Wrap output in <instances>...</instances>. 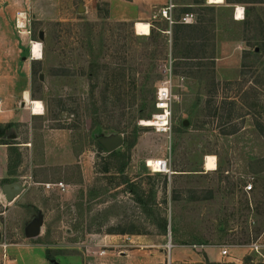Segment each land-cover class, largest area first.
Returning a JSON list of instances; mask_svg holds the SVG:
<instances>
[{
    "label": "rangeland",
    "instance_id": "1",
    "mask_svg": "<svg viewBox=\"0 0 264 264\" xmlns=\"http://www.w3.org/2000/svg\"><path fill=\"white\" fill-rule=\"evenodd\" d=\"M146 1L0 0V119L13 111L6 141L28 143L12 148L13 178L0 180L2 249L25 239L44 247L46 264H264V85L242 74L255 61L248 53L264 45V0ZM167 8L178 24L193 14L192 38L207 26L191 62L175 58L190 41L174 47L182 31L163 16ZM137 22L149 25L148 36L136 33ZM169 78L171 129L159 133L140 122L151 119L156 87ZM111 134L123 140L114 155L97 143ZM207 156L215 170H205ZM163 159L170 174L151 173L150 161ZM24 175L65 189L37 186L6 201L2 185H27ZM33 203L43 221L26 239ZM38 252L19 264H36Z\"/></svg>",
    "mask_w": 264,
    "mask_h": 264
},
{
    "label": "built area",
    "instance_id": "2",
    "mask_svg": "<svg viewBox=\"0 0 264 264\" xmlns=\"http://www.w3.org/2000/svg\"><path fill=\"white\" fill-rule=\"evenodd\" d=\"M170 8L163 11V16L169 21L170 24L173 23L171 20L169 11ZM193 14H185L180 18L179 23L183 25H191L193 23ZM171 103H172V88L170 84V78L165 80L160 86L155 90L154 96V109L155 112L151 119L148 121H141L140 124L148 127H152L156 132L168 133L171 129ZM2 112V101L0 100V113ZM43 112V111H42ZM149 170L153 174H170L169 164L167 160H151L149 163ZM46 189L56 187L58 189H65V185L61 182L49 183L44 185ZM252 190V185L248 184L244 186V191L249 193ZM1 238L3 237L2 231L0 229ZM252 249L258 252V246L254 244ZM229 255V250L227 248H222L220 250L221 257H227ZM170 258V257H169ZM170 263V259H169Z\"/></svg>",
    "mask_w": 264,
    "mask_h": 264
},
{
    "label": "crops",
    "instance_id": "3",
    "mask_svg": "<svg viewBox=\"0 0 264 264\" xmlns=\"http://www.w3.org/2000/svg\"><path fill=\"white\" fill-rule=\"evenodd\" d=\"M145 4L146 5L150 4L152 6L154 4V2H149V0H147ZM134 24H136V23H134ZM7 112L8 113L10 112V114H7L5 119H10L11 118L12 120H2V119H0V123L1 124H6V123L10 124V121H11V123H15L16 122V114L13 113V111H11V110L7 111ZM27 146H28V143H26V142L25 143L22 142L20 144H17V146H14V145H12V146L0 145V180H3V179L8 180V179H10L13 176L12 175V176L8 177V165H9V160H10V151L12 150V148L27 147ZM20 178H23L25 180H30V181L27 182V185H24L21 181H19V182H21V184L23 186V190H22V192H21V194L19 196L15 197L11 201V203L12 202L15 203L14 201H17L16 199L22 197L26 192L31 191V189H34V187H37V186L45 187L44 185L46 184L44 182L33 180L32 175H24V176H20ZM11 182L12 181H10L9 183H11ZM13 182H15V181L13 180ZM51 184H53V183H51ZM46 190H48V189H46ZM27 203H30V202H27ZM31 205H33V208L36 210L37 214L32 215L30 217V219L28 220L27 224L25 225V228H24L25 237H26V230L29 227V225L33 221L37 220L39 214L42 216V214L40 213V209L36 208V206H35L36 204L33 203ZM26 239H31V238H27L26 237ZM22 241L23 242L17 243V244H10V245L7 244L6 248L4 250L2 249V245L0 244V264H7V263L19 264V262H20L19 258H20L21 255L28 254L29 252H32L34 250H36V251L38 250L39 251L37 253L38 256L40 254V257L38 258V260H37L38 262L36 264H46L47 263L46 255L44 253V247L42 245L34 244V243H31V242H25V239H23ZM41 252H43L42 255H41ZM7 253H8V256H9L10 260L6 262L5 260H3V258L7 257V255H5ZM217 253H219V252L217 251ZM176 256H177V263H178L179 257L177 255V253H176ZM172 257H173V255H172ZM170 259H171V257H170ZM215 261H217V260H215Z\"/></svg>",
    "mask_w": 264,
    "mask_h": 264
},
{
    "label": "trees",
    "instance_id": "4",
    "mask_svg": "<svg viewBox=\"0 0 264 264\" xmlns=\"http://www.w3.org/2000/svg\"><path fill=\"white\" fill-rule=\"evenodd\" d=\"M211 11V10H210ZM172 25H174L173 29L175 33H178L179 31H182V35L181 36H178L176 35L175 36V39H174V47L178 48L180 46V42L182 41V43H184L185 41H190L189 44H187L186 46V53L183 54L182 56H176L175 58H180L181 60H183L184 62H191L192 60L198 58V56H190L189 54L191 53V51L193 50V46L195 45V42L197 41H200L202 40V42L205 44L207 42V40L204 38L205 34H206V27L205 28H198L195 32L197 33H200V37H191L190 35H187L188 33L187 32H191L193 31L194 29H190L192 28L191 25H183V24H178L177 22H173ZM255 47V46H254ZM256 47H258V51H253L252 53H248V58H251V59H254V63L251 65V64H243L242 65V74L243 75H247V74H250V76H254V74H257V76H255V84H263L264 85V66H262L261 68V71L258 72L257 68L258 66L256 65H262L263 62L261 61V59H263V57L261 56L264 52V45H258L256 44ZM205 58V57H203ZM206 59L209 60V62H211L209 64L211 71L209 72L210 73V77L212 78V75H213V62H214V57L211 55L209 57H207ZM258 61V63H256ZM256 64V65H255ZM255 68V69H254ZM204 73H201L199 72L198 73V76H195V77H198V78H201V77H204L203 76ZM191 75H193L191 73ZM157 88V87H156ZM208 116H211L210 114H208ZM11 127V125L8 123V124H5L4 126L2 124H0V145H7V146H12L14 145L13 142H8L6 141V136H7V130H9ZM98 143V142H97ZM99 145V144H98ZM99 147L101 149H103L100 145ZM104 150V149H103ZM105 151V150H104ZM109 155H114V152H111ZM138 203L140 204H143V202H141L140 199L137 200ZM47 253V252H46ZM48 254V253H47ZM54 264V263H53ZM207 264H212V263H207Z\"/></svg>",
    "mask_w": 264,
    "mask_h": 264
},
{
    "label": "water",
    "instance_id": "5",
    "mask_svg": "<svg viewBox=\"0 0 264 264\" xmlns=\"http://www.w3.org/2000/svg\"><path fill=\"white\" fill-rule=\"evenodd\" d=\"M78 12H84V8L79 6ZM44 34L43 32L39 33V40L43 41ZM40 79L42 80V75H40ZM183 125L186 126L187 122L184 121ZM9 139L15 138V136H9ZM98 144L105 150V152L111 153L117 148H119L123 140L118 134H111L109 136L101 135L97 138ZM2 193L6 199V201L11 202L15 197L19 196L23 190V186L21 182L15 181L11 183L3 184L1 187ZM42 226V216L39 214L37 220L33 221L26 230L27 238H34L40 235V229ZM1 240V235H0Z\"/></svg>",
    "mask_w": 264,
    "mask_h": 264
},
{
    "label": "bare ground",
    "instance_id": "6",
    "mask_svg": "<svg viewBox=\"0 0 264 264\" xmlns=\"http://www.w3.org/2000/svg\"><path fill=\"white\" fill-rule=\"evenodd\" d=\"M209 4H223L225 0H207ZM235 16L237 20H240L243 18V9L241 7H237L235 11ZM23 15H19L18 19V28L23 27ZM135 31L138 35L141 36H148L150 34V27L147 23L144 22H137L134 25ZM31 55L34 59H40L41 58V45L40 43L34 42L31 44ZM31 110L32 114L34 115H40L42 113V105L38 101H32L31 102ZM205 170L212 171L216 169V160L214 156H207L205 160L204 165Z\"/></svg>",
    "mask_w": 264,
    "mask_h": 264
}]
</instances>
